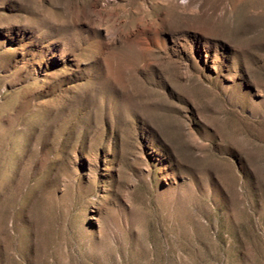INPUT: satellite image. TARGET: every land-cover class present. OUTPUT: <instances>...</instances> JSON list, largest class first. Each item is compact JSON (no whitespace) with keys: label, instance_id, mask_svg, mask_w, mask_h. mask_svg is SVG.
Masks as SVG:
<instances>
[{"label":"rangeland","instance_id":"rangeland-1","mask_svg":"<svg viewBox=\"0 0 264 264\" xmlns=\"http://www.w3.org/2000/svg\"><path fill=\"white\" fill-rule=\"evenodd\" d=\"M0 264H264V0H0Z\"/></svg>","mask_w":264,"mask_h":264}]
</instances>
